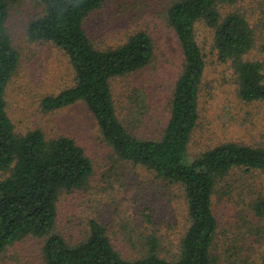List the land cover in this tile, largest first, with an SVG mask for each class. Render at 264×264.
I'll return each mask as SVG.
<instances>
[{
    "label": "trees",
    "instance_id": "obj_1",
    "mask_svg": "<svg viewBox=\"0 0 264 264\" xmlns=\"http://www.w3.org/2000/svg\"><path fill=\"white\" fill-rule=\"evenodd\" d=\"M15 1L0 0V255L24 238L39 237L43 238V264H216L218 221L213 194L237 169L264 171V148L225 141L189 159L187 150L200 116L199 87L205 67L195 25L203 20L213 29L214 48L218 58L234 70L240 99L264 101L263 63L244 57L255 45V31L238 11L220 12L222 4L241 0H174L167 7V21L177 37L183 64L158 138L137 136L129 130L118 116L111 88L112 79L135 72L152 60L155 46L145 30L129 34L117 46L97 47L85 30V21L106 0H37L43 13L27 24L28 38L56 45L67 55L75 73V83L43 97L42 108L54 111L84 102L119 160L141 165L183 188L188 226L177 253L172 258L160 255V238L152 233L144 242V254L134 259L121 255L104 225L94 219L89 221L85 238L73 245L56 231L59 195L84 187L93 164L68 135L47 138L38 128L23 134L14 131L5 91L20 62L6 28ZM260 24L264 31V13ZM133 97L137 112L131 110L130 114L138 118L145 108L144 95L135 93ZM249 205L257 218L264 219L263 194ZM260 261L264 264V245Z\"/></svg>",
    "mask_w": 264,
    "mask_h": 264
},
{
    "label": "rangeland",
    "instance_id": "obj_2",
    "mask_svg": "<svg viewBox=\"0 0 264 264\" xmlns=\"http://www.w3.org/2000/svg\"><path fill=\"white\" fill-rule=\"evenodd\" d=\"M172 1L106 0L85 21V30L97 47L117 46L138 30H145L154 42L155 54L145 67L111 81L119 118L141 137L160 136L168 119L173 85L182 69V52L166 15ZM231 11L243 14L255 31V45L245 59L259 60L264 66L260 24L264 0L220 6L222 15ZM42 13L37 0H16L11 6L6 28L20 62L8 82L5 99L15 132L38 128L47 138L68 135L92 161L93 172L86 185L59 195L56 231L73 245L85 238L89 221L94 219L104 225L113 246L124 257L139 258L145 252L146 238L154 233L163 247L160 255L172 258L188 226L183 188L141 165L119 160L84 102L54 111L42 108L43 97L75 83L74 70L60 48L28 38V22ZM195 37L205 67L199 87L200 116L187 150L189 159L225 141L264 148V101L240 99L234 70L218 58L213 29L203 20L195 25ZM135 93L143 94L145 100L138 118L130 114L131 110L137 112ZM222 184L227 186L222 189ZM261 194L264 171L260 170L237 169L218 185L212 204L218 221L216 264H261L264 219L257 218L249 205ZM42 244L43 238H24L0 255V264H43Z\"/></svg>",
    "mask_w": 264,
    "mask_h": 264
}]
</instances>
